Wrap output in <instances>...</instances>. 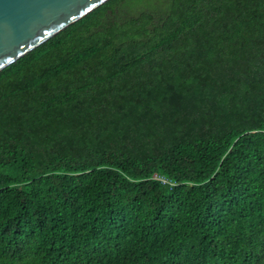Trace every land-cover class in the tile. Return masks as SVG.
<instances>
[{"label":"trees","instance_id":"obj_1","mask_svg":"<svg viewBox=\"0 0 264 264\" xmlns=\"http://www.w3.org/2000/svg\"><path fill=\"white\" fill-rule=\"evenodd\" d=\"M0 264H264V0H106L0 69Z\"/></svg>","mask_w":264,"mask_h":264},{"label":"water","instance_id":"obj_2","mask_svg":"<svg viewBox=\"0 0 264 264\" xmlns=\"http://www.w3.org/2000/svg\"><path fill=\"white\" fill-rule=\"evenodd\" d=\"M106 0H0V69Z\"/></svg>","mask_w":264,"mask_h":264},{"label":"built area","instance_id":"obj_3","mask_svg":"<svg viewBox=\"0 0 264 264\" xmlns=\"http://www.w3.org/2000/svg\"><path fill=\"white\" fill-rule=\"evenodd\" d=\"M160 179H162V178H160Z\"/></svg>","mask_w":264,"mask_h":264}]
</instances>
